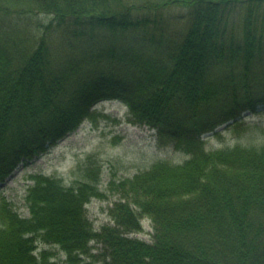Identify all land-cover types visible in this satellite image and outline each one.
<instances>
[{"label":"trees","instance_id":"obj_1","mask_svg":"<svg viewBox=\"0 0 264 264\" xmlns=\"http://www.w3.org/2000/svg\"><path fill=\"white\" fill-rule=\"evenodd\" d=\"M108 98L186 158L110 178L100 230L96 159L69 186L30 176L28 217L0 204V264H55L40 244L68 264H264V143L207 147L264 113V0H0V184Z\"/></svg>","mask_w":264,"mask_h":264},{"label":"rangeland","instance_id":"obj_2","mask_svg":"<svg viewBox=\"0 0 264 264\" xmlns=\"http://www.w3.org/2000/svg\"><path fill=\"white\" fill-rule=\"evenodd\" d=\"M65 101L68 103L70 99L66 98ZM95 108L109 118L96 117L94 121L85 122L47 154L20 165L0 185V204L5 202L24 217H28L25 197L28 187L33 183L30 176L44 174L62 178L64 184L69 186L81 180L82 172L78 167L81 163L84 165L87 158L91 157L101 166L100 188L105 197L93 199L87 205V211L94 227L100 230L111 223L109 211L120 197L109 190L110 178L117 180L131 178L137 173L148 170L155 162L166 161L177 164L186 158L182 153L161 147L157 143L155 130L132 123L129 110L122 101L108 98L99 102ZM245 117L248 122L256 123L251 130L248 132L240 130L235 137L228 134L221 138L210 139L208 149H218L236 143L244 145L264 143V113H246ZM143 227V233L137 236L150 242L153 233L151 221L143 220ZM92 246V252L98 256L102 252L101 246L96 243H92ZM39 247L38 254L42 250H48L50 262L68 264L66 255L59 248L41 244Z\"/></svg>","mask_w":264,"mask_h":264}]
</instances>
